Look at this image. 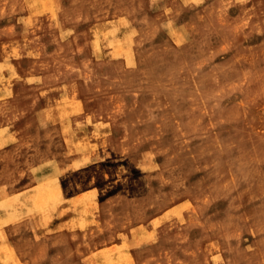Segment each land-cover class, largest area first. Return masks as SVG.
<instances>
[{
    "label": "rangeland",
    "instance_id": "obj_1",
    "mask_svg": "<svg viewBox=\"0 0 264 264\" xmlns=\"http://www.w3.org/2000/svg\"><path fill=\"white\" fill-rule=\"evenodd\" d=\"M16 95L54 190L10 185L0 264H264V0H0Z\"/></svg>",
    "mask_w": 264,
    "mask_h": 264
},
{
    "label": "crops",
    "instance_id": "obj_2",
    "mask_svg": "<svg viewBox=\"0 0 264 264\" xmlns=\"http://www.w3.org/2000/svg\"><path fill=\"white\" fill-rule=\"evenodd\" d=\"M7 92L6 96L8 97L13 95L12 89H9ZM21 98L16 95L12 99L18 103V113L20 114L21 109L22 113L12 120L10 122L11 124L0 121V201H3L9 196L22 194L24 190L13 193L12 190L14 188L10 185L14 183L19 184L26 176H32L35 182L31 188H35L38 185L36 183V168L42 169L40 168L42 167L40 163L36 165V158L39 155V152L36 153V99L31 104H27L28 101L23 102ZM43 174L47 173L44 172ZM60 182L64 191V203L67 204V201H70L73 195L66 196V189L63 187L64 184L62 180ZM63 208L67 209L68 207L65 206ZM67 214L68 211L65 210L63 214L55 216L54 218L59 219V221L55 220L58 221L56 224H59L63 230L68 229L69 226L67 224L72 222L73 217H68ZM9 224H5L2 236L5 234L6 240H8L6 242L10 243V236L7 231L10 227ZM78 228L80 227L78 226L76 229ZM63 232L67 233L66 231ZM11 244L17 250L15 253L20 254L21 251L16 242Z\"/></svg>",
    "mask_w": 264,
    "mask_h": 264
},
{
    "label": "bare ground",
    "instance_id": "obj_3",
    "mask_svg": "<svg viewBox=\"0 0 264 264\" xmlns=\"http://www.w3.org/2000/svg\"><path fill=\"white\" fill-rule=\"evenodd\" d=\"M13 48H14V47H13ZM16 48H17V47H16ZM50 184H51V183H50ZM52 184H53V183H52ZM53 185H54V184H53ZM53 187H54V186H50L49 183H41V184L38 183V185H37L35 188L39 189V192H40L39 194H41V191L43 190V191H46V192H44V194L46 193V195H48V192H50V190H54ZM59 187L61 188L60 184H59ZM59 187H57L58 190H60ZM55 191H56V190H55ZM60 191H61V190H60ZM56 192H58L60 196L62 195V193H61L62 191H61V192L56 191ZM23 194H24V193H23ZM39 194H38V195H39ZM44 194H42V195H44ZM33 195H34V193H33ZM14 196H15V198H13ZM22 196H23V195H22ZM39 196H40V195H39ZM17 198H18V197H17ZM5 200H6V199H5ZM5 200L3 201V203L5 202ZM11 200H12V201L16 200V195L11 196L10 199H9V202H10ZM11 205H12V204H11Z\"/></svg>",
    "mask_w": 264,
    "mask_h": 264
}]
</instances>
